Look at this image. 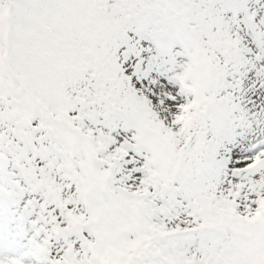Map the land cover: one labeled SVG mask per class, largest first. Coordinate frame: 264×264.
Returning a JSON list of instances; mask_svg holds the SVG:
<instances>
[{"label":"snow or ice","instance_id":"6c2138e0","mask_svg":"<svg viewBox=\"0 0 264 264\" xmlns=\"http://www.w3.org/2000/svg\"><path fill=\"white\" fill-rule=\"evenodd\" d=\"M0 264H264V0H0Z\"/></svg>","mask_w":264,"mask_h":264}]
</instances>
